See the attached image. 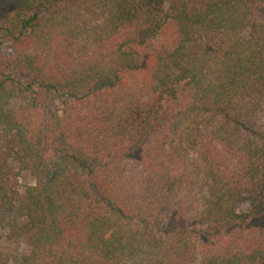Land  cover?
Here are the masks:
<instances>
[{
  "label": "trees",
  "instance_id": "obj_1",
  "mask_svg": "<svg viewBox=\"0 0 264 264\" xmlns=\"http://www.w3.org/2000/svg\"><path fill=\"white\" fill-rule=\"evenodd\" d=\"M1 240L264 264V0H0Z\"/></svg>",
  "mask_w": 264,
  "mask_h": 264
},
{
  "label": "rangeland",
  "instance_id": "obj_2",
  "mask_svg": "<svg viewBox=\"0 0 264 264\" xmlns=\"http://www.w3.org/2000/svg\"><path fill=\"white\" fill-rule=\"evenodd\" d=\"M4 52L9 55V54H14L15 50L10 46V44H6L4 47ZM20 181L21 183H34L35 182L33 177L25 173L21 174ZM247 208H248L247 204H242L239 206L240 211H244ZM0 244L7 247V249L11 253L16 254L17 256L22 255L27 250L24 240H14V241L1 240Z\"/></svg>",
  "mask_w": 264,
  "mask_h": 264
}]
</instances>
